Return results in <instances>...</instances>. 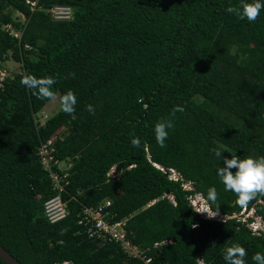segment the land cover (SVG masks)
I'll return each instance as SVG.
<instances>
[{
    "label": "trees",
    "instance_id": "16d2710c",
    "mask_svg": "<svg viewBox=\"0 0 264 264\" xmlns=\"http://www.w3.org/2000/svg\"><path fill=\"white\" fill-rule=\"evenodd\" d=\"M32 1L34 10L0 0V69L12 73L0 86V245L21 264H226L239 244L255 264L264 232L241 215L264 217V195L239 205L213 149L264 157V10L249 22L227 11L239 0ZM55 5L71 18L53 19L46 9ZM24 73L53 77L57 98L74 92L75 112L46 114L48 100L21 84ZM162 119L174 124L164 147L154 131ZM53 138V158L71 165H52L67 214L51 223L44 203L57 190L38 149ZM211 187L215 218L191 208ZM106 200L142 259L78 223L85 206Z\"/></svg>",
    "mask_w": 264,
    "mask_h": 264
},
{
    "label": "clouds",
    "instance_id": "9594fccd",
    "mask_svg": "<svg viewBox=\"0 0 264 264\" xmlns=\"http://www.w3.org/2000/svg\"><path fill=\"white\" fill-rule=\"evenodd\" d=\"M262 10H264V0H239L237 5L230 6L227 9L229 13L235 14L240 19H247L249 22H255L259 18ZM55 83L56 80L51 76L37 78L35 75L24 73L21 78V84L32 90L37 98L48 101L58 100L61 111L66 114H73L77 104L76 95L69 90L57 98L56 93L53 90ZM87 110L93 114L95 112V109L91 104L87 105ZM175 111L182 112L184 109L178 106L174 109L173 114ZM172 127H174V124L171 119H162L155 124V138L161 147L165 146V141L169 135L168 130ZM131 143L133 147H140L141 141L139 138H133ZM213 151L216 157L221 158L225 164L224 167H219L217 169V175L220 177L225 190L234 192L237 195V203L239 205L247 206L248 202L253 200L257 194L264 195V157L254 158L248 156L245 159H241L238 155H232L229 159L223 156V153L225 152L221 149L215 148ZM115 166L116 165L111 167L108 175L111 174L116 176L118 171L115 170ZM233 169H235V171H233ZM198 195L200 196L199 205L191 207L193 211L198 214H207L208 218H215L219 211V206L216 208V211H213L212 207V205L218 200L216 188H209L206 197L201 196L200 194ZM249 211L254 212L253 209ZM247 217L253 218L249 223V226L252 229V226L256 222L255 217L251 213H248L246 218ZM192 227L196 228L198 225L193 224ZM258 231L259 233L264 232L261 227L258 228ZM246 256V249L239 244H234L226 249L224 259L226 264H246ZM252 259L255 264H264V253L257 252Z\"/></svg>",
    "mask_w": 264,
    "mask_h": 264
},
{
    "label": "built area",
    "instance_id": "2783aa9c",
    "mask_svg": "<svg viewBox=\"0 0 264 264\" xmlns=\"http://www.w3.org/2000/svg\"><path fill=\"white\" fill-rule=\"evenodd\" d=\"M30 4V9L34 10L36 1L25 0ZM53 19H69L71 18V9L67 6L55 5L49 9H46ZM17 14V13H16ZM23 19V17H22ZM4 31L8 34L20 39L22 34V29H15L12 27L10 23L4 24ZM25 48H29L26 44ZM11 70L8 69H0V86L3 85V82L7 77H11ZM53 139L47 140L45 143L40 144L38 149V154L40 156L41 164L47 169L50 173V177L53 182V189L57 190V193L45 201L44 203V211L45 216L49 222H55L60 218L64 217L67 214V207L65 202L61 199V191L64 189V184L62 180V175L56 172L53 168V164H57L58 168H65L71 165V163H65L64 165L60 162V160H56L53 158L52 152L54 150L53 147ZM64 176V175H63ZM66 176V174H65ZM109 206V201H105L103 204H99L97 206H85L80 214V218L78 223L83 226L84 231L87 233L89 237H106L109 241L119 242L121 246L124 248L125 252L130 255L138 256L142 259L140 250L137 246L130 243V241L125 237V220H118L111 222L112 214L108 210H104ZM252 229L255 233H259L257 227L254 225ZM150 259L147 258L144 261L148 262ZM66 263V262H65Z\"/></svg>",
    "mask_w": 264,
    "mask_h": 264
},
{
    "label": "rangeland",
    "instance_id": "374dc122",
    "mask_svg": "<svg viewBox=\"0 0 264 264\" xmlns=\"http://www.w3.org/2000/svg\"><path fill=\"white\" fill-rule=\"evenodd\" d=\"M9 67H11L12 69H14L16 66H17V64L16 63H12V62H8L7 61V63H6ZM58 105H59V102H58V100L57 101H48L47 103H46V106H45V111H46V114H48V115H50V114H53V113H55L56 111H57V109H58ZM48 109L50 110V111H48ZM44 119V118H43ZM199 198H200V196L199 195H197V196H195L193 199H192V202H193V204H194V206H198L199 205ZM248 213L250 214H252L254 217H255V223H254V226L255 227H257V229L259 228V227H261L262 228V230H264V217H259V216H256L255 214H254V212H251V211H244V213L241 215V217H242V219H245L246 218V216L248 215ZM206 216H207V214H205Z\"/></svg>",
    "mask_w": 264,
    "mask_h": 264
},
{
    "label": "water",
    "instance_id": "95a60500",
    "mask_svg": "<svg viewBox=\"0 0 264 264\" xmlns=\"http://www.w3.org/2000/svg\"><path fill=\"white\" fill-rule=\"evenodd\" d=\"M122 168V162L116 164L115 170L119 171ZM0 259L6 264H21L13 255H11L2 245H0Z\"/></svg>",
    "mask_w": 264,
    "mask_h": 264
}]
</instances>
